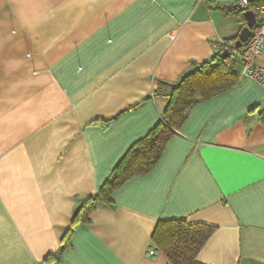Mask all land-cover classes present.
<instances>
[{
    "label": "crops",
    "instance_id": "1",
    "mask_svg": "<svg viewBox=\"0 0 264 264\" xmlns=\"http://www.w3.org/2000/svg\"><path fill=\"white\" fill-rule=\"evenodd\" d=\"M240 1L0 0V264H171L151 238L177 219L215 227L200 263L264 264V90L249 79L72 225L160 121L158 83L239 37Z\"/></svg>",
    "mask_w": 264,
    "mask_h": 264
},
{
    "label": "trees",
    "instance_id": "2",
    "mask_svg": "<svg viewBox=\"0 0 264 264\" xmlns=\"http://www.w3.org/2000/svg\"><path fill=\"white\" fill-rule=\"evenodd\" d=\"M262 4L264 0H250V10L255 12ZM234 11L246 25L244 12ZM237 40L238 37L225 40L210 61L193 63L177 83H158L153 98L166 102L160 121L132 145L99 192L81 202L74 215L73 226L89 224L92 213L99 206L112 203L114 191L129 179L150 173L160 161L167 143L177 134L194 107L237 88L242 80L241 58L232 54ZM225 50L231 52L228 59L221 58ZM214 231L215 227L204 223L191 224L186 219L159 221L151 241L171 264H202L198 255Z\"/></svg>",
    "mask_w": 264,
    "mask_h": 264
},
{
    "label": "built area",
    "instance_id": "3",
    "mask_svg": "<svg viewBox=\"0 0 264 264\" xmlns=\"http://www.w3.org/2000/svg\"><path fill=\"white\" fill-rule=\"evenodd\" d=\"M235 10H250V0H241ZM254 13L256 23L251 38L241 48L234 49L232 54L241 58V78L252 80L264 90V4L258 6ZM149 254L155 255V249L150 250Z\"/></svg>",
    "mask_w": 264,
    "mask_h": 264
},
{
    "label": "water",
    "instance_id": "4",
    "mask_svg": "<svg viewBox=\"0 0 264 264\" xmlns=\"http://www.w3.org/2000/svg\"><path fill=\"white\" fill-rule=\"evenodd\" d=\"M243 16L246 21V26L242 29L241 33L239 34L238 40L236 41L234 45L236 49L241 48L245 43L249 41L252 35V28L254 27L256 23V15L253 11L251 10L245 11ZM230 57H231L230 50H225L221 54L222 59H228Z\"/></svg>",
    "mask_w": 264,
    "mask_h": 264
}]
</instances>
